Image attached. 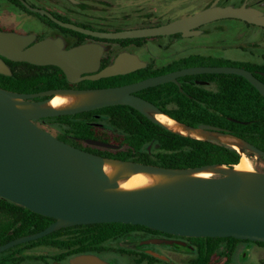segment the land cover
Instances as JSON below:
<instances>
[{"label": "water", "instance_id": "95a60500", "mask_svg": "<svg viewBox=\"0 0 264 264\" xmlns=\"http://www.w3.org/2000/svg\"><path fill=\"white\" fill-rule=\"evenodd\" d=\"M224 18L239 19L264 27V12L244 4L232 6L213 3L167 23L118 31L90 30L53 19L64 27L92 36L122 39L171 35L178 32L183 36H190L197 34L196 27ZM29 42L28 36L0 31V55L15 61L57 65L69 81L79 80L82 78L81 73L93 72L97 68L100 55V48L97 46L81 45L64 50L58 41L43 40L23 49ZM143 66L144 62L135 57L120 55L112 64L83 77L98 79ZM0 72L10 73L1 59ZM201 73L240 75L264 96V82L250 70L235 65L187 66L112 88L50 89L35 93H18L0 87V198L54 219L38 232L1 244L0 252L19 243L43 237L61 227L101 222L139 224L182 237H233L264 242V171L236 175L232 172L233 167L214 168L220 173L219 176L183 177L159 186L121 190L117 189V183L110 181L103 172L102 164L105 158L120 161L131 171L163 174L193 172L217 165L169 168L104 157L58 139L35 122L40 118L124 104L161 124L147 112L164 113L134 92L167 81L177 82L176 78L179 76ZM64 90L97 91L98 94L89 103L63 109L44 106L51 97L38 101L29 100ZM198 128L229 135L224 133L223 129L209 124H201ZM237 139L244 143L243 148L264 158L263 150L240 138ZM87 142L113 147L96 139H87ZM94 260L106 264L94 254L76 256L71 260V264H88ZM228 264L261 263L232 261Z\"/></svg>", "mask_w": 264, "mask_h": 264}, {"label": "trees", "instance_id": "16d2710c", "mask_svg": "<svg viewBox=\"0 0 264 264\" xmlns=\"http://www.w3.org/2000/svg\"><path fill=\"white\" fill-rule=\"evenodd\" d=\"M146 39L133 38L123 41H134L142 45ZM210 59V56L201 54L188 55L160 68L148 65L133 75L143 78L187 66L215 65ZM9 63L10 74H0V87L4 89L18 93H35L62 88L67 84L62 70L57 66ZM216 65L244 67L264 82V57L261 62H236L226 59ZM176 79L180 86L173 81H167L147 87L141 92L164 114L178 123L190 128H198L201 124L213 125L223 129L224 133L264 151V96L245 78L237 74L201 73L179 76ZM106 80L107 78H101L88 82L101 85ZM92 113L106 116L108 123L123 135L122 143L117 149L95 147L99 150L97 154L104 157L169 168H196L206 165L233 167L241 157V153L231 145L172 131L124 104L45 117L41 120L56 126L67 136L80 139L97 138L93 134V127L86 122L91 119L87 114ZM53 221L51 217L0 198V245L19 236L38 232ZM135 232L186 238L194 249V256L187 264H228L233 261L232 257L239 242L264 245V242L233 237H182L139 224L101 222L61 227L43 237L11 246L0 252V264H20L26 257V251L37 246L64 248L66 255L100 253L109 250L105 246L106 242L116 241ZM146 257L154 258L147 255Z\"/></svg>", "mask_w": 264, "mask_h": 264}, {"label": "rangeland", "instance_id": "374dc122", "mask_svg": "<svg viewBox=\"0 0 264 264\" xmlns=\"http://www.w3.org/2000/svg\"><path fill=\"white\" fill-rule=\"evenodd\" d=\"M116 2H119V6L109 7L110 9L105 13V16L108 14L113 17L117 16L114 17L116 19H111V24H107L111 29H126L138 24L173 20L199 11L213 3L232 6L246 4L264 12V0H119ZM240 22L236 19L224 18L205 23L202 30H211L209 37L205 39L196 36L152 37L147 39L142 47L134 48L133 53L143 61L154 58L158 64L193 54L210 56V62L215 65L226 59L236 62H261L263 58L261 55L264 54V28L255 26L256 29H252L246 25L243 27ZM40 127L54 136L59 133L58 129L48 124H42ZM203 131L211 134L203 139L222 142L216 137L219 133L210 130ZM242 150L250 158L254 171H264V158H260L259 155L246 148ZM228 168L224 166V169ZM208 171L210 176L220 175L216 169L211 168ZM147 238L140 233H131L116 241L106 242L105 246L109 250L103 256L107 264H135V256L140 249H151V254L155 256L151 259V264L153 262L155 264H187L194 256L193 246L186 238H154L155 241H149ZM149 242H152V246L148 244ZM53 254H55L54 248L37 246L26 251V257L20 264H46ZM232 259L234 262L264 264V245L239 242Z\"/></svg>", "mask_w": 264, "mask_h": 264}, {"label": "flooded vegetation", "instance_id": "af4514ba", "mask_svg": "<svg viewBox=\"0 0 264 264\" xmlns=\"http://www.w3.org/2000/svg\"><path fill=\"white\" fill-rule=\"evenodd\" d=\"M116 1H119V0H0V31L14 32L20 35L28 36L30 39V42L23 49H27L43 40L58 41L60 44V47L64 50H69V49H72V48H75L81 45H94L100 48V55H99V60H98V65H97L96 70L93 72L81 73L80 77L82 78H80L79 80L69 81L65 73L63 72V70L59 66L54 65V66L59 67L62 70L65 76L66 82H67L66 86L62 88H58V89L79 90V89H100V88L119 87V86H123V85H127L130 83L139 81L141 79H144L150 76L163 74V73H167L170 71L180 69V68H176V69L166 70V71H162L157 74H154V75H149L143 78H137V76L133 75V73L141 68H144L148 65L152 66L153 68H157V67L160 68L162 66L167 65L171 61L180 59L182 57L174 58L164 64L156 63L154 58H149L148 60L143 61L139 59L133 53V49L142 47L146 43V40L151 39L152 37H141V38H147V39L142 45H138L134 41H129V42L123 41V39H133V38L112 39V38L96 37L90 34H86V33L73 30L71 28L64 27L58 24L53 19L55 18L65 23H70V24H73V25H76V26H79L85 29L96 30V31L124 30V29H118V28L111 29L109 28V26H107V24L108 25L111 24V19H116L114 17H117V16L113 17L109 14L108 16H105L106 10L110 9L109 7H116L117 5L119 6L118 4L119 2H116ZM216 4L222 5L219 3H216ZM239 5L241 4L233 5V6H239ZM246 6H249V5H246ZM228 19H233V18H228ZM236 20L243 22L246 26H253L250 23H247L245 21H242L239 19H236ZM169 21H172V20H168L165 22H155L151 24H141V25L138 24L137 26L130 27V28L155 26V25L167 23ZM202 27H204L203 24L196 27V29L198 30L197 34L190 35V36L200 37L201 39L208 38L211 33V30L207 29L203 31ZM130 28H126V29H130ZM21 29H24V31H20ZM160 36H165V35H160ZM168 36L180 37L183 35L178 32V33H174ZM154 37H157V36H153V38ZM185 37H188V36H185ZM120 55L125 56V57H135L138 60L144 62V66L133 69L126 73L116 74V75H111V76H106V77H100L98 79L107 78V80L102 82L101 85H93L88 82V80H98V79H89V78L83 77L91 73H96L100 69L112 64L115 61V59ZM0 59L4 63L5 67L8 69L9 72H11V65L9 62H25L32 66L53 65V64H44V65L34 64L28 61H15V60H10L2 55H0ZM0 74L9 75L10 73L5 74V73L0 72ZM175 83L178 86H180V83L178 81ZM134 94L151 102L148 98H146L143 95L141 90L134 92ZM49 97L51 96L44 95L40 97L30 98L29 100L38 101V100L48 99ZM153 113H156V112H153V111L147 112L148 115L153 114ZM143 115L149 118L146 114H143ZM87 116H89V118L91 119L86 120V122L93 127V134L96 135L97 138L80 139L74 136H67L61 133V131L56 126L45 123L43 120H41V118L35 121L39 126H41L42 124H48L49 126H52L58 129L59 133L55 135L57 138L60 137L61 139H63L62 141L68 144H71L75 147H78L80 149H83V150H86V151H89L95 154L99 152V150L95 148L97 146L104 147V148L117 149L122 143V138H123L122 132L119 131L113 125L109 124L106 119V116H104L101 113L100 114H97V113L87 114ZM87 139H96V140H99L105 143H109L113 145V147H105V146H99L96 144H92V143L87 142ZM135 233L143 234L145 237L147 236L148 237L147 240H149V238H152V239L153 238H156V239L157 238H177V237H167L163 235L150 234L147 232H135ZM148 244L152 246V242H149ZM52 248L55 249V254L51 256L50 260L48 259L46 264H71L72 259H74L76 256L83 255V254L66 255L65 250H62L58 247H52ZM106 252L107 251L100 252V253H93V254L107 261L105 257L103 256ZM146 255L152 256L155 258V256L151 254V249H140L136 253L134 263L135 264L136 263L151 264L150 262L152 261L151 258H147ZM235 262H241V261H235ZM152 264H155V263L153 262Z\"/></svg>", "mask_w": 264, "mask_h": 264}, {"label": "bare ground", "instance_id": "6f19581e", "mask_svg": "<svg viewBox=\"0 0 264 264\" xmlns=\"http://www.w3.org/2000/svg\"><path fill=\"white\" fill-rule=\"evenodd\" d=\"M97 94V91H58L50 94L51 98L44 104V106L55 109L70 108L89 103L95 96H97ZM149 115L157 119L161 124L169 128L170 130L179 132L184 135H191L196 138H205L211 135L210 133L203 131L201 128H187L162 113H153L152 115ZM216 137L220 141L230 144L241 153L239 162L232 168L233 173H235L236 175H241L254 171L252 169L250 158L242 150L244 147V143L241 140L229 135L221 134H217ZM211 168L224 169V166L217 165L199 171L183 172L179 174H163L149 171H131L127 168L126 164L108 158H105L102 164L103 172L109 177L110 181H115L117 183V189L121 190L159 186L179 180L183 177L205 178L210 176V172L208 170H210Z\"/></svg>", "mask_w": 264, "mask_h": 264}, {"label": "crops", "instance_id": "0c3cea01", "mask_svg": "<svg viewBox=\"0 0 264 264\" xmlns=\"http://www.w3.org/2000/svg\"><path fill=\"white\" fill-rule=\"evenodd\" d=\"M240 23H242V26L245 27V24H244L243 22H240ZM255 26H256V25H255ZM255 26H249V27L252 28V29H256ZM258 27H262V26H258ZM262 28H264V27H262ZM252 29H250V31L253 33ZM261 56L264 57V54H262ZM250 62H255V61H250ZM258 62H260V61H258ZM149 241H155V239H154V238H153V239H149ZM99 258H100V257H99ZM100 260H101L103 263H106V264H107V261H105L104 259H101V258H100ZM88 264H100V262H99L98 260H94V261H91V262L88 263Z\"/></svg>", "mask_w": 264, "mask_h": 264}]
</instances>
